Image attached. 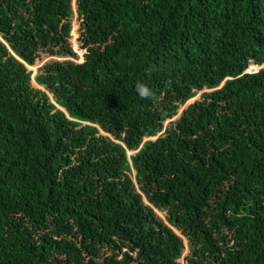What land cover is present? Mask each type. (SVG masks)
<instances>
[{
  "label": "trees",
  "instance_id": "1",
  "mask_svg": "<svg viewBox=\"0 0 264 264\" xmlns=\"http://www.w3.org/2000/svg\"><path fill=\"white\" fill-rule=\"evenodd\" d=\"M70 1L0 0V264H264V0Z\"/></svg>",
  "mask_w": 264,
  "mask_h": 264
},
{
  "label": "rangeland",
  "instance_id": "2",
  "mask_svg": "<svg viewBox=\"0 0 264 264\" xmlns=\"http://www.w3.org/2000/svg\"><path fill=\"white\" fill-rule=\"evenodd\" d=\"M76 1L77 0H71L70 1V5H71V8H72V11L76 10L75 9L76 8L75 7ZM75 16H76V14L73 12V17L71 19L72 28L70 30L69 36L67 37V42L71 45V49L73 50V52L76 54L77 57L75 58V57H72V56H66V58L73 59V61H75V62H83L85 60L84 56L86 55L87 51L84 49L83 44L81 43L80 31L78 30L79 24L75 21V18H76ZM79 40H80V42H79ZM62 59L63 58H60V57H54V56H49V55H45L44 56V54H42L41 57H40V60L35 61L34 65L31 66L30 69L29 68L28 69L32 70V72H33L32 76H34L37 73V69L39 67H41L47 61H50V60L61 61ZM254 67L255 66H250L249 70L253 69ZM109 135H111V134H109ZM158 213L159 212H157V214ZM162 216H164V215L162 214Z\"/></svg>",
  "mask_w": 264,
  "mask_h": 264
},
{
  "label": "clouds",
  "instance_id": "3",
  "mask_svg": "<svg viewBox=\"0 0 264 264\" xmlns=\"http://www.w3.org/2000/svg\"><path fill=\"white\" fill-rule=\"evenodd\" d=\"M76 17V16H75ZM75 21H76V18H75ZM69 60H72V59H69ZM77 63H82V62H77ZM29 69L31 67H28ZM254 69H256L257 71L259 70V68L257 67H254ZM257 71H252L248 69V72H257ZM39 87V86H38ZM41 88V87H39ZM135 91L137 93V95L143 100V99H155V94L152 92V90L149 88V86L145 83H143L142 81H137L136 84H135ZM197 97V96H196ZM194 97L192 99H190L183 107L180 108L179 110V114L181 112V109H183L184 107H186L187 105H189L190 103H192L194 100H196L197 98ZM196 98V99H195ZM175 118V117H174ZM131 153H134V152H128V154H131ZM156 214H157V211H156ZM163 213H158L157 215L160 216L163 220H164V216H162ZM175 231V230H174ZM176 232V231H175ZM177 233V232H176ZM178 234V233H177ZM187 253V251L185 252Z\"/></svg>",
  "mask_w": 264,
  "mask_h": 264
},
{
  "label": "water",
  "instance_id": "4",
  "mask_svg": "<svg viewBox=\"0 0 264 264\" xmlns=\"http://www.w3.org/2000/svg\"><path fill=\"white\" fill-rule=\"evenodd\" d=\"M252 71H257V70L253 68Z\"/></svg>",
  "mask_w": 264,
  "mask_h": 264
}]
</instances>
